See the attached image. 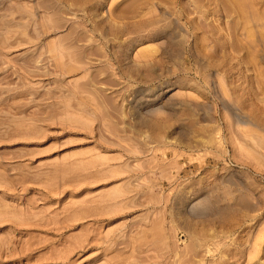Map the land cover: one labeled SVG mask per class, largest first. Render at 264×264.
Masks as SVG:
<instances>
[{
	"label": "rangeland",
	"instance_id": "1",
	"mask_svg": "<svg viewBox=\"0 0 264 264\" xmlns=\"http://www.w3.org/2000/svg\"><path fill=\"white\" fill-rule=\"evenodd\" d=\"M248 1L0 0V264H264Z\"/></svg>",
	"mask_w": 264,
	"mask_h": 264
},
{
	"label": "bare ground",
	"instance_id": "2",
	"mask_svg": "<svg viewBox=\"0 0 264 264\" xmlns=\"http://www.w3.org/2000/svg\"><path fill=\"white\" fill-rule=\"evenodd\" d=\"M251 1H253V0H251ZM255 1H256V0H255ZM260 1H261V0H260ZM235 2H236V6L239 8L240 5L242 6V5H244V3L249 2V1H248V0H235ZM237 2H238V3H237ZM253 2H254V1H253ZM257 2H258V1H257ZM249 3H250V2H249ZM258 3H259V2H258ZM234 4H235V3H234ZM237 4H238V5L240 4V5L238 6ZM255 4H256V3H255ZM246 5H247V4H245V6H242V7H245V8L247 9L248 6L246 7ZM250 5H252V2H251ZM241 6H240V8H239L240 10H241V8H242ZM251 7H252V6H251ZM245 8H244V10H245ZM254 8H255V7H252L251 9L253 10V12L257 13V11H256ZM256 8H257V7H256ZM254 10H255V11H254ZM258 10H259V9H258ZM260 10H262V9H260ZM242 11H243V8H242ZM248 11H249V10H248ZM250 11H251V10H250ZM250 11H249V12H250ZM251 12H252V11H251ZM251 12H250V13H251ZM255 13H251V14H252V15H255ZM258 13H259V12H258ZM251 14H249V15H251ZM261 14H264V10H263V12H262ZM256 16H257V14H256ZM259 16H260V15H259ZM259 16H258V18H259ZM261 16H262V15H261ZM261 16H260V18L262 19ZM245 17H248V16H245ZM253 17H254V16H253ZM263 17H264V15H263ZM260 21H261V20H260ZM262 21H263V20H262Z\"/></svg>",
	"mask_w": 264,
	"mask_h": 264
}]
</instances>
